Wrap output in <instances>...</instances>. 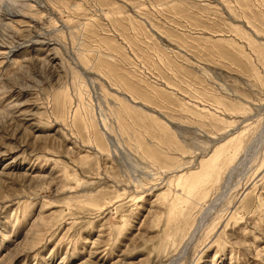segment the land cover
Segmentation results:
<instances>
[{
    "label": "rangeland",
    "instance_id": "1",
    "mask_svg": "<svg viewBox=\"0 0 264 264\" xmlns=\"http://www.w3.org/2000/svg\"><path fill=\"white\" fill-rule=\"evenodd\" d=\"M0 16V264H264V0H0ZM225 133L236 170L188 205L181 253L170 169Z\"/></svg>",
    "mask_w": 264,
    "mask_h": 264
},
{
    "label": "bare ground",
    "instance_id": "2",
    "mask_svg": "<svg viewBox=\"0 0 264 264\" xmlns=\"http://www.w3.org/2000/svg\"><path fill=\"white\" fill-rule=\"evenodd\" d=\"M0 17L2 18V16H0ZM4 53H6V52H4ZM7 54H11L10 51ZM129 108H131V107H129ZM18 115L22 116V114H18ZM20 118H18V120H21L20 122H24L25 118L24 119L23 118L20 119ZM99 127L103 131V134L106 136L108 142L111 143L112 146H114L112 136L109 132V129H107L108 127L106 126L103 119H102L101 123L99 124ZM233 136L231 134L230 135L226 134L223 137L221 136L220 140L219 141L217 140V142H215L214 148L212 149V151L208 155H204L202 157V159L200 161L199 169H195V168L191 169L190 167H186L185 164H187V162H184V161L182 163H179V162H177L176 164L174 163L172 169H170V171L172 170V174H171V177H169V175H168V177H169L168 178V184L174 185L175 190L173 191V195H172L173 201L171 202L170 206L167 208V211L166 212L164 211V215H165L164 220L166 221L167 228L181 231L182 232L181 235L184 236L183 238H185L187 236V238L185 239V241H186L185 244L184 245L182 244L183 247L181 249V253L184 250H186L187 246L190 244L191 240L194 238L195 233H196V228H197L196 227L193 230L191 227V228H187L188 229L187 230L184 227V225H186V215H187L186 213L188 211V205L193 204V203H198L199 201H203V202L206 201V198L209 194V191H211V189H213L216 186V183L220 182V180H222V177H223V178H225L224 182L226 184V182L228 181L227 179L229 177H231L233 172H235V170H236L234 167H232V164L234 162L236 152L241 147L242 139H240V136H237V135H235V137H233ZM49 161L52 162L54 160L52 159ZM7 173L8 172H6L5 174H7ZM168 187L169 188H166L164 190V192L159 194L160 198L166 197V194L168 195V191H171V190H169L170 186H168ZM120 195L118 194L115 198H119ZM243 197H245V195H243ZM108 202H109V200H108ZM202 208L204 209V206ZM202 208H201V211L203 210ZM206 211H203V213ZM207 213H208V211H207ZM196 223H200V222H198V220H197ZM241 228L243 231H245L244 227H241ZM199 229H200V227H199ZM34 231H36V229ZM197 231H198V228H197ZM33 232H31V233L33 234ZM172 234H173V232H172ZM169 237L171 238V236H169ZM239 242H241L242 244L245 243L243 240H241ZM242 244L240 246H242ZM30 245H34V244H30ZM91 246L92 247L90 248V251L88 254L89 257L93 256L96 253V251L99 250V247H100L99 243L97 241L92 242ZM244 246L246 248L247 245H244ZM99 261H102V259H99ZM88 262H90V263H88ZM86 263L95 264L94 262H92L90 260L89 261L87 260L85 262H81L80 264H86Z\"/></svg>",
    "mask_w": 264,
    "mask_h": 264
}]
</instances>
